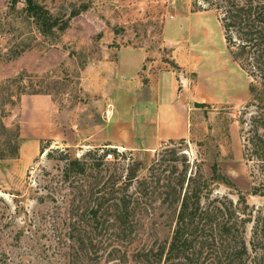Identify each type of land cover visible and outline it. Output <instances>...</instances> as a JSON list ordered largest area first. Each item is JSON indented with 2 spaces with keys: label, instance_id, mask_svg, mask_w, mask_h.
Listing matches in <instances>:
<instances>
[{
  "label": "rangeland",
  "instance_id": "374dc122",
  "mask_svg": "<svg viewBox=\"0 0 264 264\" xmlns=\"http://www.w3.org/2000/svg\"><path fill=\"white\" fill-rule=\"evenodd\" d=\"M38 1L67 22L64 31L41 34L21 8L12 11L11 0H0V234L5 240L8 212H13L15 201L22 200L29 209H44L52 202L39 204L38 197L51 196V188L57 186L58 162L47 153L58 146L42 140L37 148L33 140L23 137L22 97L48 95L64 108L83 106L89 99L80 85L84 66L97 58L115 56L128 46L147 51L148 59L157 60L158 67L182 69L184 96L193 111L188 138L164 142L154 151L107 148L113 158L105 157L104 173L117 172L123 180L134 174L127 185L130 192L156 188L148 194L150 209L138 215L132 236L147 240L170 233L173 212L163 203L162 188H171L181 176L186 177L185 187L193 176L196 188L208 181L214 195L237 201L241 193L250 205H264V195L250 193V164L244 159V138L256 110L252 79L227 46L218 13L208 9V2ZM22 6L23 0L18 7ZM29 42L30 48L9 59L10 53ZM113 114L114 108L107 107L105 120ZM91 117L98 122L97 114ZM72 150L82 157L94 147ZM213 164L235 185L217 182Z\"/></svg>",
  "mask_w": 264,
  "mask_h": 264
},
{
  "label": "trees",
  "instance_id": "16d2710c",
  "mask_svg": "<svg viewBox=\"0 0 264 264\" xmlns=\"http://www.w3.org/2000/svg\"><path fill=\"white\" fill-rule=\"evenodd\" d=\"M21 1L11 0L10 9L21 8L39 33L67 28L43 2L23 0L18 7ZM205 1L218 13L227 46L252 79L256 110L244 138V159L250 164V193L263 196L264 0ZM22 45L9 59L31 43ZM72 148L58 146L47 153L58 162L57 186L51 196L40 195L38 203L52 204L36 210L18 200L8 212V238L0 234V264H264V205H250L241 193L237 201L214 195L208 181L196 188L193 176L185 187L181 176L171 188H162L163 203L173 212L170 233L139 240L132 236L136 219L150 209L147 196L156 188L130 192L134 174L123 180L117 172L104 173L107 148L82 157ZM212 169L217 182L235 185L217 164Z\"/></svg>",
  "mask_w": 264,
  "mask_h": 264
},
{
  "label": "crops",
  "instance_id": "0c3cea01",
  "mask_svg": "<svg viewBox=\"0 0 264 264\" xmlns=\"http://www.w3.org/2000/svg\"><path fill=\"white\" fill-rule=\"evenodd\" d=\"M181 74L182 69L158 67L142 48L122 47L84 66L80 85L89 99L83 106L64 108L48 95L22 97L21 133L37 148L50 140L52 146L154 151L191 135L193 111ZM107 107L114 108L111 120H105Z\"/></svg>",
  "mask_w": 264,
  "mask_h": 264
},
{
  "label": "built area",
  "instance_id": "2783aa9c",
  "mask_svg": "<svg viewBox=\"0 0 264 264\" xmlns=\"http://www.w3.org/2000/svg\"><path fill=\"white\" fill-rule=\"evenodd\" d=\"M109 113V111H107V114ZM106 158L107 159H112L113 158V154L112 153H108L107 155H106Z\"/></svg>",
  "mask_w": 264,
  "mask_h": 264
},
{
  "label": "water",
  "instance_id": "95a60500",
  "mask_svg": "<svg viewBox=\"0 0 264 264\" xmlns=\"http://www.w3.org/2000/svg\"><path fill=\"white\" fill-rule=\"evenodd\" d=\"M196 106H199L200 104L198 102L195 103Z\"/></svg>",
  "mask_w": 264,
  "mask_h": 264
}]
</instances>
